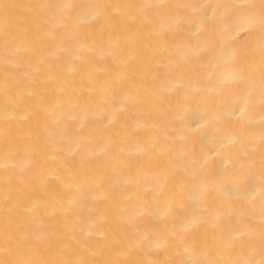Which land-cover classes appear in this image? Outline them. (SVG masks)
Segmentation results:
<instances>
[{"label": "bare ground", "instance_id": "6f19581e", "mask_svg": "<svg viewBox=\"0 0 264 264\" xmlns=\"http://www.w3.org/2000/svg\"><path fill=\"white\" fill-rule=\"evenodd\" d=\"M0 264H264V0H0Z\"/></svg>", "mask_w": 264, "mask_h": 264}]
</instances>
